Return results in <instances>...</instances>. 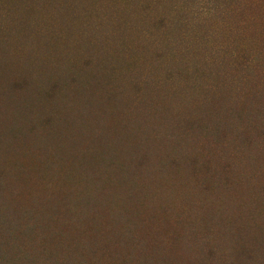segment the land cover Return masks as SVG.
<instances>
[{
  "label": "rangeland",
  "instance_id": "rangeland-1",
  "mask_svg": "<svg viewBox=\"0 0 264 264\" xmlns=\"http://www.w3.org/2000/svg\"><path fill=\"white\" fill-rule=\"evenodd\" d=\"M19 1L0 0L34 30L15 71L41 58L73 83L45 105L51 141L11 131L1 92L0 217L22 225L1 226L0 264H264V0ZM94 153L115 166L72 182Z\"/></svg>",
  "mask_w": 264,
  "mask_h": 264
},
{
  "label": "trees",
  "instance_id": "trees-1",
  "mask_svg": "<svg viewBox=\"0 0 264 264\" xmlns=\"http://www.w3.org/2000/svg\"><path fill=\"white\" fill-rule=\"evenodd\" d=\"M19 2H22V0ZM13 3L14 2H8L7 3L8 6L6 7L5 2H0V84L2 83L1 85L2 88L0 87V95L1 92L4 93V96L9 99V103L13 105L12 109L14 113L13 116L14 119L10 126L13 129L11 131L18 130L17 133H22L26 124L29 123L30 121V123H35L36 126L44 129L43 135L47 137L48 134V141H51V138L55 139V137H60V135L62 136V131H61V127H59V130L56 128V123L55 125H52V122L54 120L50 119L52 118V116L47 114L48 111L46 110L45 105L50 103L52 112L51 113L48 112V113L56 115L55 109L57 107L52 106L51 101H56L55 96H58L57 89L59 88L57 87V85L63 87L65 84L66 86L71 87L73 80H70V78L72 79L70 72L67 73L66 75L63 74V70H61L62 67L61 65L58 68H53L52 70H49L50 67L45 65L44 61L41 58L33 59L31 56L25 59V63H26L25 67L28 68V70L25 72L22 70L23 73H21V75H18V73L14 69V65L15 66L18 65L19 70H21V65H20L21 60L18 61L10 60V55H9L10 50H8L7 47L12 46L14 44L12 38L14 39L15 35L17 38L20 37V42H22L21 36L22 35L32 36L34 34V30H32L31 27L28 28V24H30L28 20H21V19L18 20L12 17L11 13L13 12V9L18 8ZM41 35H42L41 37L43 36L48 37L47 34H41ZM34 70L39 72L41 79V83L39 84L35 80H33V78L29 77V75H32L34 77V72H35ZM18 78H20L21 80L23 78V80L19 81ZM17 88L24 89L23 90L24 92L20 96H15L13 93L16 91ZM2 89H5V91L4 90L2 91ZM86 89L88 91L82 92L81 94L82 97L84 98L83 100L87 102L86 108H83L85 111L83 112L82 115H84L87 110L89 111V109L93 106L92 104H89V102L95 95V92L92 91L90 88L87 87ZM89 113L90 112H87V114ZM46 114L48 117L46 116ZM41 116H43L42 118H44V116L47 117L45 126H44V122L37 123V119ZM60 116L61 115H58L57 119H59ZM60 120H59L60 123L62 122L65 123L66 118L65 117L63 119L60 118ZM2 134L4 135V133ZM3 135L0 138V156L6 150L3 146V142L7 145V142L4 139ZM7 136L9 138H12V136L9 134H7ZM115 157L116 155H112L110 153L108 154L104 153L101 156L100 154L94 153L92 154L91 157H89V160H91L92 162L85 161L89 164L87 167L81 168V174H77V172L76 173L73 172V174L71 175L70 173L68 174L69 179H73L72 180L73 182V181H77L76 178H79L81 182L85 181L89 188L90 185L92 187H99V181H101L103 176L100 175L101 169L100 168L97 169L95 165L97 163L101 164L100 162H103L107 167L115 166L116 164ZM0 171H2L1 168ZM119 181L124 183L127 180L125 179V177H122L121 179H119ZM70 194L73 197V199H77L76 203L83 208V213H85L87 209L85 206L87 204H90V199H92L91 198L92 195L89 197L82 198L83 196L82 192L74 189L70 192ZM70 194L68 193V197ZM12 220L14 221L13 224H8V221L7 222L5 221V217L1 216L0 228L2 226V229L12 231L15 230L17 226L22 225V219H18V217H13ZM0 245H2V243H0ZM6 258L7 255L5 251L3 250V248L0 247V262L4 261Z\"/></svg>",
  "mask_w": 264,
  "mask_h": 264
}]
</instances>
